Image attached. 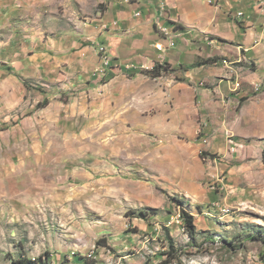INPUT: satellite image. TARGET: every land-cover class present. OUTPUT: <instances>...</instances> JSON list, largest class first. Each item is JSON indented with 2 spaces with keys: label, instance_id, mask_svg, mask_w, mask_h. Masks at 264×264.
<instances>
[{
  "label": "rangeland",
  "instance_id": "374dc122",
  "mask_svg": "<svg viewBox=\"0 0 264 264\" xmlns=\"http://www.w3.org/2000/svg\"><path fill=\"white\" fill-rule=\"evenodd\" d=\"M9 3L0 21L15 28L0 27L1 40L21 22L74 30L78 16L95 13H77L73 0ZM164 36L172 37L166 29ZM25 40L0 43V264H154V256L156 264H264V201L235 205L219 165L230 157L206 149L202 123L172 118V95L138 100L140 87L165 91L164 83L131 76L103 85L112 76L101 70L103 44L93 74L102 92L52 80L32 56L37 42ZM146 99L157 103L139 110L135 103ZM237 139L241 147L252 142ZM206 218L216 226L197 230Z\"/></svg>",
  "mask_w": 264,
  "mask_h": 264
},
{
  "label": "crops",
  "instance_id": "0c3cea01",
  "mask_svg": "<svg viewBox=\"0 0 264 264\" xmlns=\"http://www.w3.org/2000/svg\"><path fill=\"white\" fill-rule=\"evenodd\" d=\"M7 2L0 0V19L7 15V10L12 11V4L7 5ZM73 2L77 13L95 11L86 21L78 16L74 30L65 29L58 22L51 26L44 22L41 25L21 22L17 24L21 29L0 39V43L10 45L14 39L36 41L38 52L32 56L40 59L37 66H42L46 77L68 78L76 87L88 84L89 91L101 85L102 92L108 82L112 86L129 80V73H135L131 78L147 83L152 78L139 73L140 70L152 69L155 64L169 65L171 73L154 78L164 83L166 90L140 87L135 92L138 100L142 101L144 95L151 93L159 99L162 93L172 95L175 102L172 118L185 119L189 126L198 121L202 123L206 134L203 138L211 137L206 149L230 157L219 165L228 172L226 190L237 198L234 203L239 204L235 205L244 203L240 199L245 197L247 201H264V0ZM99 5L104 6L101 12H97ZM8 25L15 28L12 21H0V27ZM162 26L175 35L173 47H168L165 36L159 31ZM54 28L57 30L46 36V30ZM159 43L165 50L156 48ZM97 44H103L113 58L109 69L112 77L104 82L105 86L100 77L93 75L100 64ZM206 60L210 62L203 63ZM236 81L241 85L234 90ZM257 84L259 90L255 89ZM156 103L155 99H146L135 106L142 110ZM230 137H235V142L230 143ZM237 137L251 138L252 142L241 147ZM231 158L236 164H228ZM209 219L200 222L197 230L216 226ZM232 219L230 222L234 221ZM202 237L205 239V234ZM213 239L215 236L210 237ZM151 260L156 264L161 259L155 261L154 256ZM135 263L129 260V264Z\"/></svg>",
  "mask_w": 264,
  "mask_h": 264
},
{
  "label": "trees",
  "instance_id": "16d2710c",
  "mask_svg": "<svg viewBox=\"0 0 264 264\" xmlns=\"http://www.w3.org/2000/svg\"><path fill=\"white\" fill-rule=\"evenodd\" d=\"M210 61L206 60L203 63H209ZM168 65L167 64H155L154 67L152 69H142L140 70L141 74L147 75L149 77L152 78H158L160 76L163 75V73L168 71ZM130 74V73H129ZM135 73H131L130 76H134ZM112 76H110L109 78L105 79V81H107L108 79H110ZM144 213V211H143ZM184 216H185V220H186V225L189 229V232L191 235L194 234V223H193V217L192 215L184 212ZM30 263V262H29ZM13 264H25L24 262H22L21 260H17V261H13ZM28 264V263H27Z\"/></svg>",
  "mask_w": 264,
  "mask_h": 264
},
{
  "label": "built area",
  "instance_id": "2783aa9c",
  "mask_svg": "<svg viewBox=\"0 0 264 264\" xmlns=\"http://www.w3.org/2000/svg\"><path fill=\"white\" fill-rule=\"evenodd\" d=\"M167 29L166 27L162 26L159 28V31L164 35V30ZM165 39L167 40V45L168 47H173L176 43L175 41V35L172 34V37H165ZM156 48L160 51H163L165 50V46L161 45L160 43L159 44H156ZM113 62V58L111 60H104V62L102 63V65H109V63H112ZM100 66L99 65L93 72V74H100ZM109 80V79H108ZM107 80V81H108ZM240 84H234V90H236V88L239 86ZM259 87V85L257 84L255 86V89L257 90ZM232 142V141H231Z\"/></svg>",
  "mask_w": 264,
  "mask_h": 264
},
{
  "label": "bare ground",
  "instance_id": "6f19581e",
  "mask_svg": "<svg viewBox=\"0 0 264 264\" xmlns=\"http://www.w3.org/2000/svg\"><path fill=\"white\" fill-rule=\"evenodd\" d=\"M98 49H99V54L101 56V64L104 62V60H111L112 59V56L108 53V51L106 50V48L103 45H100ZM102 66H103V68L101 70H105L107 68H111L112 63H109V65H102ZM230 67H232V66H230ZM230 73L233 74V71L231 70ZM235 84H240V82L239 81H236ZM240 85L236 89H239L240 88Z\"/></svg>",
  "mask_w": 264,
  "mask_h": 264
}]
</instances>
